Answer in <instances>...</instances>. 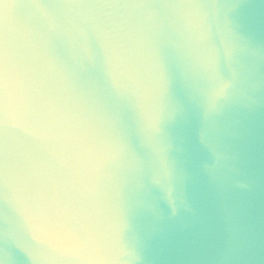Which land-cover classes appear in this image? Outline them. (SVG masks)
Instances as JSON below:
<instances>
[{
  "label": "water",
  "instance_id": "obj_1",
  "mask_svg": "<svg viewBox=\"0 0 264 264\" xmlns=\"http://www.w3.org/2000/svg\"><path fill=\"white\" fill-rule=\"evenodd\" d=\"M0 37L50 111L54 139L40 155L60 214L88 224L78 253L38 245L9 182L0 264H264V0H0ZM203 128L228 157L221 201L201 171L212 162L195 140ZM13 131L24 141L8 143L14 175L36 149L25 129ZM162 148L177 175H190L188 195L210 234L191 233L183 216L168 221L161 202L154 233L137 215L119 236L114 194L158 197L151 177ZM234 178L251 191H233ZM229 207L247 224L231 246L217 222Z\"/></svg>",
  "mask_w": 264,
  "mask_h": 264
},
{
  "label": "clouds",
  "instance_id": "obj_2",
  "mask_svg": "<svg viewBox=\"0 0 264 264\" xmlns=\"http://www.w3.org/2000/svg\"><path fill=\"white\" fill-rule=\"evenodd\" d=\"M222 92L221 88L216 95L220 96ZM40 101L37 109L26 107L12 118L19 127L27 131L36 151L28 154L14 175L10 174L8 166V181L12 184L13 199L18 205H22V211L29 220L37 244L52 248L66 247L73 253H78L86 246L88 224L75 217L69 223L67 217L60 214L61 200L40 155L46 149V142L36 131L37 121H46L51 115L46 103ZM211 110H215V105ZM195 140L212 155L211 163L205 162L201 165L202 173L208 178L210 198L224 200L226 181L222 171L226 168L225 161L228 157L210 142L209 129H201ZM157 162L158 167L151 177V185L159 193L158 197H153L151 192H148L129 202L121 198L119 190L114 194L110 211L115 216L119 236L132 227V221L137 215L150 218L147 229L149 234L154 233L165 218L161 202L167 207L168 221H175L183 216L189 218L184 227L191 233L200 236L210 234L214 225L206 214H202L204 210L197 207L188 195L187 184L191 179L190 175L187 172H181L179 175L175 173V169L167 160L165 148L161 149ZM46 182L51 184L50 192H41L42 194L38 195L37 190L42 189ZM231 188L235 192L244 193L251 191L252 185L246 178H234ZM217 222L224 233L225 243L229 246L240 242L247 231L244 212L240 208L229 207L219 213Z\"/></svg>",
  "mask_w": 264,
  "mask_h": 264
},
{
  "label": "snow or ice",
  "instance_id": "obj_3",
  "mask_svg": "<svg viewBox=\"0 0 264 264\" xmlns=\"http://www.w3.org/2000/svg\"><path fill=\"white\" fill-rule=\"evenodd\" d=\"M40 102L35 93L26 87L24 67L9 55L5 41L0 37V193L4 194L9 186V140L24 142L14 133L13 129L19 128V125L12 118L26 107L37 109ZM36 131L44 137L46 144L54 139L51 119H38Z\"/></svg>",
  "mask_w": 264,
  "mask_h": 264
}]
</instances>
